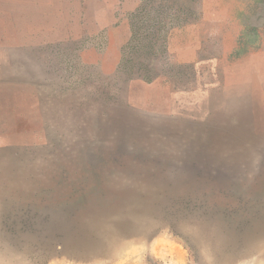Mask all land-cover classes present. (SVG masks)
I'll return each instance as SVG.
<instances>
[{"label": "rangeland", "instance_id": "1", "mask_svg": "<svg viewBox=\"0 0 264 264\" xmlns=\"http://www.w3.org/2000/svg\"><path fill=\"white\" fill-rule=\"evenodd\" d=\"M258 8L0 0V264H264Z\"/></svg>", "mask_w": 264, "mask_h": 264}, {"label": "crops", "instance_id": "2", "mask_svg": "<svg viewBox=\"0 0 264 264\" xmlns=\"http://www.w3.org/2000/svg\"><path fill=\"white\" fill-rule=\"evenodd\" d=\"M250 2L253 5H258V9H260V13H256L253 16H256V18H260L262 20H264V0H250ZM257 48H259V50L261 51V53L264 52V43H260Z\"/></svg>", "mask_w": 264, "mask_h": 264}, {"label": "bare ground", "instance_id": "3", "mask_svg": "<svg viewBox=\"0 0 264 264\" xmlns=\"http://www.w3.org/2000/svg\"><path fill=\"white\" fill-rule=\"evenodd\" d=\"M142 226H139V228H141ZM151 227V226H150ZM146 230V229H145ZM151 231V228H149L147 231H145L144 233L142 232H138V236H146L148 232ZM152 232V231H151ZM130 233V232H129ZM116 248V247H115Z\"/></svg>", "mask_w": 264, "mask_h": 264}]
</instances>
